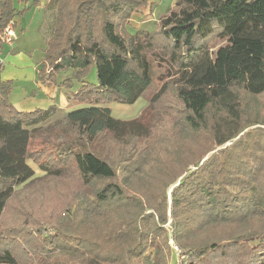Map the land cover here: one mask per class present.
Segmentation results:
<instances>
[{
    "label": "trees",
    "instance_id": "obj_1",
    "mask_svg": "<svg viewBox=\"0 0 264 264\" xmlns=\"http://www.w3.org/2000/svg\"><path fill=\"white\" fill-rule=\"evenodd\" d=\"M49 2L39 72L78 83L80 105L49 122L55 106L18 111L0 81V264H172L168 219L174 264H264V0H175L153 31L129 30L147 0ZM40 4L0 0V31ZM156 57L160 88L139 116H112L107 102H135ZM36 182L51 198L16 189Z\"/></svg>",
    "mask_w": 264,
    "mask_h": 264
},
{
    "label": "crops",
    "instance_id": "obj_2",
    "mask_svg": "<svg viewBox=\"0 0 264 264\" xmlns=\"http://www.w3.org/2000/svg\"><path fill=\"white\" fill-rule=\"evenodd\" d=\"M40 5L31 6L22 16L15 18L18 35L12 46L2 47L4 63L0 69V81L10 82L9 101L18 111L30 112L51 106L61 111L71 110L80 105L69 100L71 91H75L79 84L75 82L77 86L65 89L42 79L39 72L46 48L39 33ZM62 79L59 77V81Z\"/></svg>",
    "mask_w": 264,
    "mask_h": 264
},
{
    "label": "rangeland",
    "instance_id": "obj_3",
    "mask_svg": "<svg viewBox=\"0 0 264 264\" xmlns=\"http://www.w3.org/2000/svg\"><path fill=\"white\" fill-rule=\"evenodd\" d=\"M148 4L152 5H148L147 3H143L142 6H140L138 8V10H135L134 13H132L131 18L129 19V30L131 31H135V30H146V31H153L155 28V24L157 23L159 17L164 14L166 12V10L173 5L175 0H147ZM39 11L41 12V22H40V30L39 33L42 36V39L44 42L47 41V39L52 35V31H53V27H54V20H55V11L56 8L54 5H51V3L49 2V0H41V5L39 8ZM14 25L16 27V21L13 20ZM17 30V28H16ZM17 35H18V31H17ZM17 38V36H16ZM16 41V39H15ZM14 41V42H15ZM225 37H221V38H216L213 42V52L221 45L225 44ZM14 44V43H13ZM12 44V45H13ZM12 45H6V46H12ZM4 46V47H6ZM3 47V46H2ZM2 53V52H1ZM161 55V53H160ZM4 63L3 62L0 64V66L2 67ZM160 63V64H159ZM162 61L160 60V58H157L153 61V80L152 83L144 90V92L142 93V95L133 103L130 104H122V103H117L115 101H110L107 102V107L110 109L111 115L114 116L115 118H119V119H131V118H135L137 116H139V114L142 111V108L144 107V105L147 103V101L149 100V98L153 95V93H155L159 88H160V83L162 82L161 80H159L157 78L158 75H160L163 71L165 70V66L164 63H162L163 65L161 66ZM168 66V64H167ZM70 74V70H68L66 73H63L60 77L63 78L65 75H69ZM167 79H169V77L164 76ZM87 80L90 82H94L95 81V70H92L88 75H87ZM74 86H77V84L75 83ZM67 89V88H65ZM65 91V90H64ZM69 91V90H68ZM66 91V92H68ZM102 106V105H101ZM57 113H54L50 118H49V122H56L58 120H60V118L62 117V114L60 113L61 110H57ZM229 144V143H227ZM227 144H224L222 147H218L215 150H218L220 148L225 147ZM36 150L33 149L34 151V155H37V153L35 151L41 149L38 147H35ZM54 150H45L44 151V156L43 153L40 156L41 159L42 157H46L49 153H51L52 155H56V153H54ZM28 163L31 167H33L34 169V177L39 178L43 175V171L40 170L35 163L32 161V159L28 160ZM179 180V179H178ZM178 184V181H176L174 184H170L168 186V193H170L171 188L175 185ZM34 185V184H33ZM39 182L35 183V187L34 188H22V185L17 186L16 189H19L18 191H21L26 194L30 193L31 195V199L33 197L34 201H44V196L46 195L47 197L51 198L50 195V190L44 188L43 186H39ZM44 188V189H42ZM46 200V197H45ZM12 205H7V209H6V215H9V211L11 209ZM11 216V215H10ZM7 218L8 221L6 222L5 220V224L3 227H6L7 224L10 225L11 227L13 226L14 223V218ZM20 224H22V222H19ZM170 219H168L165 227L168 229V243L172 249V259H171V263L174 264L177 261V254H178V258H179V249L178 247L174 244L173 239L171 237V230H170ZM31 229H33L32 227L28 226ZM4 229V228H3ZM26 230V228H25ZM152 261V255H147V259L145 264H151Z\"/></svg>",
    "mask_w": 264,
    "mask_h": 264
},
{
    "label": "built area",
    "instance_id": "obj_4",
    "mask_svg": "<svg viewBox=\"0 0 264 264\" xmlns=\"http://www.w3.org/2000/svg\"><path fill=\"white\" fill-rule=\"evenodd\" d=\"M17 30L13 20H10L0 31V64L3 62L2 46L12 45L16 39Z\"/></svg>",
    "mask_w": 264,
    "mask_h": 264
}]
</instances>
